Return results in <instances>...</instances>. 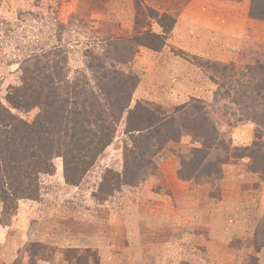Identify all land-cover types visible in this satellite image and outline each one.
<instances>
[{
	"label": "rangeland",
	"instance_id": "1",
	"mask_svg": "<svg viewBox=\"0 0 264 264\" xmlns=\"http://www.w3.org/2000/svg\"><path fill=\"white\" fill-rule=\"evenodd\" d=\"M250 5V0H0L3 103L9 88L20 84L29 58L60 47L69 82L86 70L88 49L110 52L119 68L139 76L132 107L154 101L150 107L160 115L177 105L200 108L176 115L169 140L161 131L150 139L144 136L149 130L127 134V126L133 127L126 112L113 143L77 185L66 182L63 161L55 158V173L39 179V198L22 200L13 218L26 224L25 236L11 230L19 238L11 234L6 241L0 225V264L13 253L21 260L26 251L33 262L48 260L37 264H135L124 253V244L135 238L144 246L134 247L133 256L152 257V264H163L164 257V264H264V104L255 89L264 83L257 65H264V20L250 16ZM150 9L159 12L160 22L146 16ZM140 20L156 34L166 32L162 51L131 42L146 30ZM108 40L117 48L108 51ZM141 162L133 183L101 186L106 170L122 173L125 164ZM232 201L244 203L237 209ZM222 207L230 208L229 220L236 221V211L249 216L248 222L237 232L216 229L212 215ZM2 210L0 203V219ZM124 210L144 212L141 233L133 232V218H125ZM160 252L162 258H155Z\"/></svg>",
	"mask_w": 264,
	"mask_h": 264
},
{
	"label": "trees",
	"instance_id": "2",
	"mask_svg": "<svg viewBox=\"0 0 264 264\" xmlns=\"http://www.w3.org/2000/svg\"><path fill=\"white\" fill-rule=\"evenodd\" d=\"M250 1V16L264 20V0ZM150 11L146 16L160 22L159 12ZM140 23L146 30L138 31L131 42L138 47L162 51L166 46V32L156 34L144 26L145 20H140ZM161 25L165 27L163 23ZM108 45V51L117 48L113 40H108ZM50 51L46 55L29 58L22 68L20 84L9 88L6 103L0 100V203L3 206L0 225L3 228L13 226V218L22 209V200L39 198V179L43 174L55 173V158L63 161L66 182L79 184L113 143L126 112L128 124L133 127L127 126V134L149 130L148 136L144 134L146 139L165 133L169 140L174 138L171 132L175 118L179 120L176 115L200 109L183 104L175 106L174 112L160 115L154 109L156 107H150L154 101L150 106L137 101L132 107L133 95L140 83L139 76L119 68L110 52L88 49L85 53L86 70L77 71L69 82L65 75L66 53L60 47ZM257 65L264 78V65ZM65 82H68L67 89L64 88ZM255 89L258 99L264 104V83ZM206 159L202 157L200 163ZM149 162L153 165L151 160ZM141 164L135 163L132 167L125 164L122 173L106 170L101 186L106 181L107 186L116 188L122 183H133L141 175ZM26 252L13 264L48 261L39 259L33 262Z\"/></svg>",
	"mask_w": 264,
	"mask_h": 264
},
{
	"label": "crops",
	"instance_id": "3",
	"mask_svg": "<svg viewBox=\"0 0 264 264\" xmlns=\"http://www.w3.org/2000/svg\"><path fill=\"white\" fill-rule=\"evenodd\" d=\"M169 57V56H168ZM180 70L181 69H179L178 68V71L180 72ZM177 71V72H178ZM161 84H159L158 83V86H160ZM163 87V86H162ZM243 203L244 202H242V204H241V202H237V201H232V203L230 204V206H233V207H235V208H240V204L241 205H243ZM226 204H228V202H225V203H223L222 205H226ZM250 204V203H249ZM247 205H248V203H247ZM232 211H233V209H232ZM233 212H235V214H234V216H235V218H236V221H231V220H229V215H231V213H230V208H224V207H222V208H218V209H214V212H213V215H212V217L215 219V220H217L216 222L218 223V226L216 227V229H220V230H222V231H224V233L226 232V233H229V231H230V229H232V227H233V229H234V231H236L235 230V228L236 227H238V226H240V225H243V224H245V223H247L248 221H247V219H249V218H247V217H249V216H247V217H242L241 216V214H239L238 212H236V211H233ZM124 213L126 214L127 213V210H124ZM154 215H158V214H154ZM129 216H131L132 218H133V232H136V231H138L137 233H141L140 231H142V230H144L145 228H144V224H143V221L141 220V217H144V212L142 211V215H141V210H131V211H129V213L128 214H126L125 215V218H127V217H129ZM146 216H149V214H146ZM123 217V216H122ZM108 220H110L111 221V219L109 218ZM151 220V219H150ZM153 220V219H152ZM151 220V221H152ZM125 221V220H124ZM135 221V222H134ZM227 221V222H226ZM112 222V221H111ZM117 223H119V221L117 222ZM122 223H123V220H122ZM153 223H155L154 225H155V227L156 228H160V224H159V227H158V220L156 219L155 220V222H153ZM234 223H236V224H234ZM232 224V225H231ZM153 225V226H154ZM127 226V224H126V221L124 222V227H126ZM220 226V227H219ZM222 227V228H221ZM1 229H3V232L5 233L6 232V234L4 235V237L6 238V241H7V237L8 236H10L11 234L12 235H14L15 236V234L17 233H20L21 234V237H24L25 236V233H26V224L25 225H19V224H16V223H14L13 224V226L12 227H10V228H1ZM232 229V230H233ZM11 230H13V231H17L16 233L15 232H11ZM208 231V230H207ZM155 232L156 233H158V231L157 230H155ZM237 232V231H236ZM16 234V237L17 238H19L18 237V235ZM210 234V233H209ZM136 236H138V235H136ZM209 237H211V235H209ZM237 237H240V233H236V235H234V237H233V239H238ZM57 238H59V236L58 235H56V234H53L52 235V239H55V240H58ZM93 238L94 237H92L91 238V240L93 241ZM156 239H158V236L156 237ZM160 242H159V244H161L162 245V243H163V239H161L160 238V240H159ZM216 241H219V238L218 239H216ZM143 241H140V240H137L136 238L134 239V240H132L129 244H128V242L127 243H125L124 244V253H125V255H126V257H129V258H131L130 259V262L132 261V262H135V264H152L153 263V259H152V257H148V258H146V261H145V258H143V255H138V254H136V256H133L134 255V253H135V249L136 250H138V249H142V247L144 246V244L142 243ZM137 244V245H132V244ZM23 244V243H22ZM223 244V243H222ZM225 245V244H224ZM80 245H78V247H79ZM93 247V246H92ZM135 247V249H133ZM155 247H157V245H155ZM87 248H90V247H87ZM13 253V252H12ZM133 253V254H132ZM129 254L131 255L132 254V256H129ZM115 255H117V253L116 254H114V256ZM119 255V254H118ZM154 255V257L155 258H162V252H160L159 254L158 253H155V254H153ZM10 256V259L9 258H6L5 259V263L4 264H9V263H13V261L16 259L15 257H16V255H15V253H13V255H12V258H11V255H9ZM95 257L94 256H91V260H95L94 259ZM99 261V260H98ZM97 261V262H98ZM128 262V260L126 261V263ZM101 263V261L99 262V263H96V264H100ZM165 263V257L163 258V264ZM159 264H161V263H159ZM222 264H224V263H222Z\"/></svg>",
	"mask_w": 264,
	"mask_h": 264
}]
</instances>
